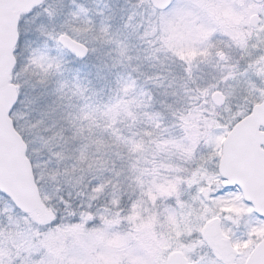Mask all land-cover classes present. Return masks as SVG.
I'll return each mask as SVG.
<instances>
[{"label": "snow or ice", "instance_id": "snow-or-ice-1", "mask_svg": "<svg viewBox=\"0 0 264 264\" xmlns=\"http://www.w3.org/2000/svg\"><path fill=\"white\" fill-rule=\"evenodd\" d=\"M61 5L29 0L15 33L0 15V264H138L147 230L150 264H264V118L241 129L264 113V0H245L232 25L216 0H136L122 17ZM141 53L180 61L185 76L141 72ZM92 56L101 90L67 74ZM201 64L216 70L206 83ZM148 84L174 99L156 110ZM18 183L42 217L24 210Z\"/></svg>", "mask_w": 264, "mask_h": 264}, {"label": "rangeland", "instance_id": "rangeland-1", "mask_svg": "<svg viewBox=\"0 0 264 264\" xmlns=\"http://www.w3.org/2000/svg\"><path fill=\"white\" fill-rule=\"evenodd\" d=\"M106 1L108 2L110 10L118 11L120 13L121 17L124 15V10L131 9L132 6L136 2V0H106ZM217 1L218 0H216V2ZM239 1H238L239 4L241 6H243L245 3L244 2L245 0H239ZM48 2L52 3L53 0H48ZM71 2H72V0H62L61 6L69 8V5ZM88 3L92 7V5H94V3H96V0H88ZM218 3H220V2H218ZM225 3H226V6H222V7H219L217 9V15H218L219 19H221L223 22L227 23L224 20L225 19L227 20V18H228L229 4H228V2H221L222 5ZM230 8H232V6H230ZM223 18H225V19L223 20ZM39 22H41V21L39 18H37L36 23H39ZM43 22L48 27H52V25L47 24V21H43ZM187 38H188V33L186 31L182 30V31L177 33V43H182ZM143 55L144 54L141 53L142 58H141V61H139V63L141 64V69H140L141 72L149 74V75L158 73V74H161L163 76H168L169 80H171L172 77H176L178 82H179V78L185 76V67L180 63V61H178V60L174 61L172 58L164 59L163 54H161V56L156 61H149V60L143 59ZM97 64H98V61L96 59V56H92L84 64H81L79 62H75L73 64H69L68 68H70V66L74 67V66H78V65L85 66L97 74V67L95 66ZM215 71H216L215 69L208 67L207 65H204V64H201L199 69L195 70L196 75L203 78L200 81L201 83H206L207 81H209L211 79V74H213ZM140 80H141V83L143 84L144 77H140ZM167 82L168 81H165V83H167ZM150 85L154 88L155 96L157 99L156 105L161 107L160 102H168V103L172 102L174 97L162 95V92L164 91V89L157 88L153 84H150ZM25 87H26L27 91L29 92V94H31L32 89H31L30 84H26ZM49 91H51V89H49ZM49 99L54 100L55 97L50 96ZM243 103H244V99L241 96H237L232 101L233 106L236 104H243ZM25 110L26 109L22 106L21 111H25ZM32 115L34 116L35 114L33 113ZM221 115L226 117L227 111L222 112ZM21 123H23V121H21ZM43 135H46V133H44L43 131H37V133L32 137V139L35 140L37 147L40 144V136H43ZM36 155L40 159H47V153L38 152ZM46 187L49 190H51L55 186L48 185ZM131 196H132V192L129 191L128 197H131ZM128 197H125V199H127ZM0 208L2 209V207H0ZM32 215L34 217H37V218L43 216V214H41L40 212H35ZM113 227H115V226H113ZM138 239L140 241V243H139V255L137 256L138 264H150L149 257H151L153 255V252H154V238H153L151 230H147L144 233H142V235ZM63 243H64V241L62 239H58L55 236H51L47 240L48 246L52 249H57L59 247H62ZM94 244L96 247L105 249L109 253H114L118 250L116 247L107 248L105 241L103 239L96 240L94 242Z\"/></svg>", "mask_w": 264, "mask_h": 264}, {"label": "water", "instance_id": "water-1", "mask_svg": "<svg viewBox=\"0 0 264 264\" xmlns=\"http://www.w3.org/2000/svg\"><path fill=\"white\" fill-rule=\"evenodd\" d=\"M164 3H167L168 0H163ZM29 0H0V15H7L13 20L12 23V32L15 33V21L19 19V15L25 11H28ZM15 63V59L13 60ZM264 118V113L260 112V109L257 108L256 115L251 119H247L241 125V129L244 130L245 136L251 134L254 126V122L259 119ZM14 175V172H13ZM247 192L249 195L256 194L255 186L249 182L247 187ZM20 196V203L25 211L30 212L31 214L35 212H40L45 214V209L43 208L42 203L40 202L38 196L36 195L35 190H28L23 188L19 183L17 184V193Z\"/></svg>", "mask_w": 264, "mask_h": 264}, {"label": "trees", "instance_id": "trees-1", "mask_svg": "<svg viewBox=\"0 0 264 264\" xmlns=\"http://www.w3.org/2000/svg\"><path fill=\"white\" fill-rule=\"evenodd\" d=\"M105 6H107V8L105 10L109 11L110 7H109L108 2L106 0H96V3H94V5H92V8H96V7L105 8ZM71 7H72V2L70 3L68 9H70ZM224 19L225 18H223V20ZM19 59L21 61H23L24 56L21 55ZM70 59H71V57H70ZM67 74L70 75V76L79 74L81 77H87L88 79H90L92 81L93 85L95 86V88L97 90L104 89V87H105V82L100 80V79H97V74L95 72L91 71L89 68H87L85 66H80V65L74 66V67L70 66L69 73H67ZM149 90L155 95L154 88L150 84H148L145 87V91H149ZM101 95L103 96V98L105 100H107L108 95H107L106 92H101ZM155 109L156 110H160L161 107L155 104ZM3 206H4L3 204H0V207L3 208ZM0 218H2V217H0Z\"/></svg>", "mask_w": 264, "mask_h": 264}, {"label": "flooded vegetation", "instance_id": "flooded-vegetation-1", "mask_svg": "<svg viewBox=\"0 0 264 264\" xmlns=\"http://www.w3.org/2000/svg\"><path fill=\"white\" fill-rule=\"evenodd\" d=\"M239 0H218L217 2H228L229 7H228V18L227 20L225 19L224 21H226L229 25L235 24L237 23V18L240 15L239 13V9L240 7H242L239 2ZM245 2V1H244ZM230 6H232V8H230ZM231 221H229L230 223ZM238 236H243L244 235V229L241 228L239 230V232L237 233Z\"/></svg>", "mask_w": 264, "mask_h": 264}]
</instances>
